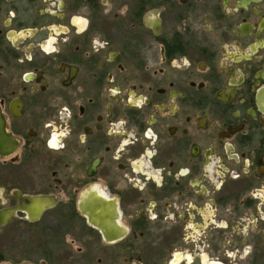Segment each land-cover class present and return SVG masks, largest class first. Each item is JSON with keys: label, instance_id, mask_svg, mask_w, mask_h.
Instances as JSON below:
<instances>
[{"label": "flooded vegetation", "instance_id": "obj_1", "mask_svg": "<svg viewBox=\"0 0 264 264\" xmlns=\"http://www.w3.org/2000/svg\"><path fill=\"white\" fill-rule=\"evenodd\" d=\"M96 256L264 264V0H0V264Z\"/></svg>", "mask_w": 264, "mask_h": 264}, {"label": "rangeland", "instance_id": "obj_2", "mask_svg": "<svg viewBox=\"0 0 264 264\" xmlns=\"http://www.w3.org/2000/svg\"><path fill=\"white\" fill-rule=\"evenodd\" d=\"M74 249L76 252L77 246H75ZM98 257L100 256H96L94 260H85V261L59 260V261H52L49 264H98ZM19 262H20L19 264H32L30 262L23 261L22 257H21V261L19 260ZM37 264H42V262H37Z\"/></svg>", "mask_w": 264, "mask_h": 264}]
</instances>
